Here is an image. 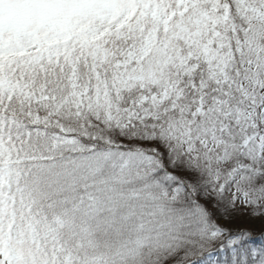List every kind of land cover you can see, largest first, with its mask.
<instances>
[{"label":"snow or ice","instance_id":"6c2138e0","mask_svg":"<svg viewBox=\"0 0 264 264\" xmlns=\"http://www.w3.org/2000/svg\"><path fill=\"white\" fill-rule=\"evenodd\" d=\"M0 264H264V0H0Z\"/></svg>","mask_w":264,"mask_h":264}]
</instances>
